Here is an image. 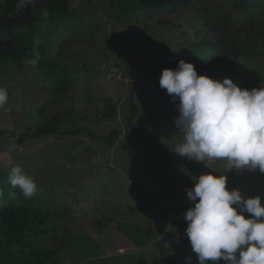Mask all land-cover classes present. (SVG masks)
I'll list each match as a JSON object with an SVG mask.
<instances>
[{"label": "rangeland", "instance_id": "1", "mask_svg": "<svg viewBox=\"0 0 264 264\" xmlns=\"http://www.w3.org/2000/svg\"><path fill=\"white\" fill-rule=\"evenodd\" d=\"M132 9L127 0H68L64 17L36 14L39 66H10L0 86L8 93L0 130L18 137L39 126L51 130L24 144L0 139V173L19 165L37 185L29 198L19 187H4L16 196L0 193V201L53 213L39 225L43 234L36 240L63 242L55 264H136L141 258L187 264L188 257L199 264L185 213L175 210L173 221L169 211L172 205H192L185 189L194 187V179L224 174L244 182L237 188L243 196L264 198V180H253L264 174L258 169L225 172L223 161L207 169L171 151L180 142L179 101L159 85L164 69H176L180 58L189 63L196 58L198 75L229 78L243 89L244 75L259 73L252 60L220 73L223 64L199 42L192 16L145 28L128 23L137 21ZM167 60L171 65L164 68ZM167 232L172 238L162 256L159 243Z\"/></svg>", "mask_w": 264, "mask_h": 264}, {"label": "clouds", "instance_id": "2", "mask_svg": "<svg viewBox=\"0 0 264 264\" xmlns=\"http://www.w3.org/2000/svg\"><path fill=\"white\" fill-rule=\"evenodd\" d=\"M31 3L19 0L17 12ZM38 60L36 53V59L24 63L35 67ZM159 85L173 102L179 101L175 136L180 142L172 152L207 169L223 161L225 172L258 169L264 173V83L249 91L229 78L218 81L198 75L192 63L180 60L176 69L162 71ZM7 100V90L0 88V107ZM8 180L26 198L36 192L33 178L19 165L11 169ZM227 183L226 175L210 172L196 177L194 187L185 189L193 205L184 214L192 250L199 264L220 260L264 264V198L245 197L239 189L229 191ZM9 196L15 199L16 193ZM186 261L192 264L191 257Z\"/></svg>", "mask_w": 264, "mask_h": 264}, {"label": "trees", "instance_id": "3", "mask_svg": "<svg viewBox=\"0 0 264 264\" xmlns=\"http://www.w3.org/2000/svg\"><path fill=\"white\" fill-rule=\"evenodd\" d=\"M132 6L131 14L137 19L128 18L130 24H140L148 28L149 24L170 26L175 20L192 16V27L201 32L199 42L210 48L215 54V61L222 63L220 73L228 72L236 62L252 60L254 69L259 72L253 75L245 74L243 89L249 91L261 87L264 83V0H127ZM19 0H0V86L3 78L9 74L10 66L26 67V59H36L38 43L36 41V14L54 12L61 17L68 14V0H33L19 12L16 6ZM179 60H182L180 58ZM193 62V63H192ZM191 63L200 66L199 59ZM211 65L212 62L207 63ZM170 60L163 63L169 68ZM39 66V60L35 67ZM136 111V107H134ZM48 126H39L34 133H26L20 137L12 130H0V139L4 136L17 139L19 144L27 140H38L49 135ZM115 134L108 139L114 143ZM186 166L195 173L201 169L192 163ZM9 174L0 173V193L7 195L12 188L8 180ZM253 180H264V174ZM244 182L238 178L228 179L229 191L239 188ZM193 205L169 208L171 218L175 220V210L183 213ZM53 213H44L31 204H5L0 201V264H55L59 260L63 242H37L42 239L40 226ZM61 217L60 213H54ZM67 233V231L65 232ZM172 233L167 232L160 241L162 256L167 253V244ZM56 242L59 237L55 236ZM162 258L149 263L139 259L136 264H165Z\"/></svg>", "mask_w": 264, "mask_h": 264}]
</instances>
